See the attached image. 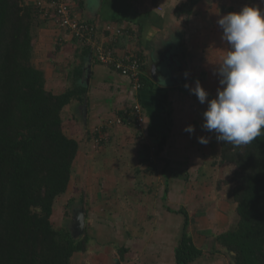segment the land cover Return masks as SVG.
I'll return each mask as SVG.
<instances>
[{
    "label": "crops",
    "instance_id": "obj_1",
    "mask_svg": "<svg viewBox=\"0 0 264 264\" xmlns=\"http://www.w3.org/2000/svg\"><path fill=\"white\" fill-rule=\"evenodd\" d=\"M53 1L24 0L38 10V23L32 29L33 62L45 71L48 85H54L51 89L57 92L85 91L64 109L67 133L81 141L70 188L77 180L78 188L84 183L77 205L88 211L85 222L91 236L87 251L75 252L71 264H177L173 251L168 257L162 254L161 233L159 237L151 234L150 230L161 231V218L146 209L153 198L150 193L147 198L142 185L149 190V183L160 179L161 172L171 182L179 175L174 166L189 162L190 153L203 148L197 135L213 134L202 127L207 106L185 84L195 87L198 79L209 95L220 87L215 59L223 58L221 52L228 48L217 21L229 13L225 7L245 4L199 0L191 13H178L176 8L187 0H66L76 19L98 25L89 45L57 24ZM245 2L264 7V0ZM108 25L120 33L113 35ZM95 43L111 46L118 54H141L143 86L134 89L129 77L102 63ZM86 45L92 51H86ZM136 103L146 116L142 132L133 123H109ZM189 125L194 126V133L185 131ZM163 135H167L166 146L158 154ZM215 139L214 133L212 143ZM165 193L175 194V183ZM167 208L177 219V211ZM169 221L166 228L175 230L176 223L171 217ZM146 246L153 247L149 253Z\"/></svg>",
    "mask_w": 264,
    "mask_h": 264
},
{
    "label": "trees",
    "instance_id": "obj_2",
    "mask_svg": "<svg viewBox=\"0 0 264 264\" xmlns=\"http://www.w3.org/2000/svg\"><path fill=\"white\" fill-rule=\"evenodd\" d=\"M198 1L187 0L176 12L191 13ZM37 12L24 0H0V264H71L74 253L87 251L91 242L87 224L80 233L78 227L59 228L52 220L56 201L69 191L81 142L67 133L64 109L85 91L51 89L45 71L34 64ZM131 53L140 57L143 70L142 55ZM119 115L126 116L124 111ZM166 142L163 135L158 154ZM219 142L220 162L235 165L229 181L238 221L217 241L235 253V264H264V135L246 145ZM72 202L71 197L67 205ZM84 212L88 215L86 208ZM177 212L185 215V222L176 262L192 264L204 251L188 231V212Z\"/></svg>",
    "mask_w": 264,
    "mask_h": 264
},
{
    "label": "rangeland",
    "instance_id": "obj_3",
    "mask_svg": "<svg viewBox=\"0 0 264 264\" xmlns=\"http://www.w3.org/2000/svg\"><path fill=\"white\" fill-rule=\"evenodd\" d=\"M234 1L238 2V0ZM242 4L253 5L252 3L245 2V0H240L237 6H241ZM262 8L264 9V7ZM168 54H171V52H168ZM225 54L226 51L224 49L221 55L224 56ZM216 55L217 54H215V57ZM161 58H163V60L165 59V57ZM221 59L222 58L219 59L216 57L215 61L218 60L217 65ZM208 80L211 81V83L213 81L210 76ZM49 87L54 88L55 86L50 85ZM216 94L217 90H214L213 93L209 95L208 99L211 100ZM202 105L205 107L207 103ZM200 112L201 108L198 109V113ZM213 135L214 132L211 135L208 133L206 136L209 140L207 143L208 145L204 144L203 148H200L201 150L198 149L200 151L195 150L193 153H190L192 158H189V162L186 159L181 162L182 165L180 167L179 165L174 166V169L179 172H177L179 175H176L175 179H171V182L167 181L166 177H164L166 173L161 172V180L156 179L150 182L149 190H147L148 188L146 189L144 185H142V187H144L147 198L149 197V193L152 194L150 196L153 198V204L149 203L146 209L153 212L155 218H161V231H150L153 237H156L159 232L161 233L162 254L168 257L172 251L175 253V247L179 241V236L183 233L185 222L184 214L177 212L178 215L176 219V215L173 212H169L167 208V205H169L172 206L175 211H180L181 208L189 210L190 218L188 231L194 237L197 245L204 251V254L193 262V264H234L232 253L229 249L227 250V247L220 245L216 237L237 224L238 221V214L236 211L237 203L232 198L233 184L229 181L235 165L220 162L219 141L215 139L212 143ZM199 137H201V135L198 134L197 138ZM203 161L206 162L201 164ZM83 168L85 169V167ZM163 169L164 167H161V170ZM174 183L176 193L170 194V200L169 193L167 197H164L165 188H170ZM78 185L79 181L77 180L73 188H70L68 193L61 200L56 201L52 220L59 228L68 226L73 228L78 227L76 217L79 215L81 208L77 204L80 200V195L84 194V192L82 193V189H85L84 183L81 185V188H78ZM193 189L196 192L191 191ZM151 190L152 192H150ZM186 195L188 197L184 199ZM71 197L74 198V202L71 203L72 205L70 204V206H68L67 203ZM202 209H204V211H202ZM155 212L158 214L156 215ZM168 214H170V216H168ZM170 217L173 222L176 223L177 227H175V230L173 228L168 229L165 226L167 225L166 222H170ZM153 219L154 218L151 219V222ZM85 228H87L86 222ZM89 231L91 232L92 229H89ZM168 235H170V237H168ZM171 237L172 239L170 241L169 238ZM145 248H147V253H149L150 251H148V249L152 250L153 247L146 246Z\"/></svg>",
    "mask_w": 264,
    "mask_h": 264
},
{
    "label": "clouds",
    "instance_id": "obj_4",
    "mask_svg": "<svg viewBox=\"0 0 264 264\" xmlns=\"http://www.w3.org/2000/svg\"><path fill=\"white\" fill-rule=\"evenodd\" d=\"M217 23L228 48L215 73L220 85L217 94L209 100L198 79L195 87H185L201 104L207 103L203 129L214 132L217 141L246 145L264 135V9L245 5L221 16ZM185 131L194 133L195 128L189 125ZM198 142L209 140L201 136Z\"/></svg>",
    "mask_w": 264,
    "mask_h": 264
},
{
    "label": "built area",
    "instance_id": "obj_5",
    "mask_svg": "<svg viewBox=\"0 0 264 264\" xmlns=\"http://www.w3.org/2000/svg\"><path fill=\"white\" fill-rule=\"evenodd\" d=\"M54 16L60 27L68 29L74 37L79 41L93 42L98 25L86 21L76 19L71 10L70 4L66 0H54ZM39 4H41L39 2ZM107 30L114 35L120 33L119 28L107 26ZM96 55L102 63L111 64L122 74L130 78L134 89H140L143 86L141 59L135 53L118 54L111 46H103L95 43ZM126 116L117 117L109 121L111 124H125L126 122L134 124V126L142 132L146 123V116L141 104L136 103L131 108L124 111Z\"/></svg>",
    "mask_w": 264,
    "mask_h": 264
},
{
    "label": "water",
    "instance_id": "obj_6",
    "mask_svg": "<svg viewBox=\"0 0 264 264\" xmlns=\"http://www.w3.org/2000/svg\"><path fill=\"white\" fill-rule=\"evenodd\" d=\"M77 219V222H78V231L80 233H83L84 232V229H85V214L83 211H80L79 212V215L76 217ZM228 250V248H227ZM232 253V256H233V261H234V264H235V253L233 251H230Z\"/></svg>",
    "mask_w": 264,
    "mask_h": 264
},
{
    "label": "flooded vegetation",
    "instance_id": "obj_7",
    "mask_svg": "<svg viewBox=\"0 0 264 264\" xmlns=\"http://www.w3.org/2000/svg\"><path fill=\"white\" fill-rule=\"evenodd\" d=\"M77 230H78V228H77Z\"/></svg>",
    "mask_w": 264,
    "mask_h": 264
}]
</instances>
